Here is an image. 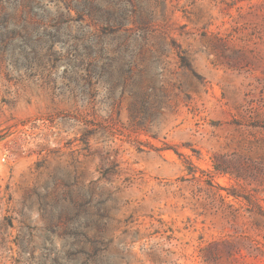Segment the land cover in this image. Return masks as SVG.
<instances>
[{
  "label": "rangeland",
  "instance_id": "1",
  "mask_svg": "<svg viewBox=\"0 0 264 264\" xmlns=\"http://www.w3.org/2000/svg\"><path fill=\"white\" fill-rule=\"evenodd\" d=\"M0 264H264V0H0Z\"/></svg>",
  "mask_w": 264,
  "mask_h": 264
}]
</instances>
